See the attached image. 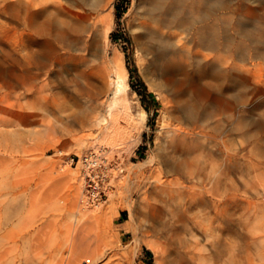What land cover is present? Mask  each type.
Wrapping results in <instances>:
<instances>
[{"label":"rangeland","instance_id":"rangeland-1","mask_svg":"<svg viewBox=\"0 0 264 264\" xmlns=\"http://www.w3.org/2000/svg\"><path fill=\"white\" fill-rule=\"evenodd\" d=\"M135 2L114 0L110 42L107 45L99 33L96 49L86 55L85 63L80 62L79 68L86 72L81 87L70 82V73L59 76L54 71L42 75L31 86L18 83L15 78L21 76L23 69L5 60L1 47L8 45L19 52L20 24L4 17L0 19L4 29L0 37V193L9 205L6 228L23 236L15 243L10 242L7 256L2 260L14 264L16 256L15 264H56L63 256L66 257V252L58 247L64 245L77 208L76 182L71 178V170H77L82 183L83 167L78 158L102 147L96 142L100 130L98 122L110 118L109 106L117 80L112 59L115 54H120L129 72V87L124 92L128 110L114 106L117 137L112 149L105 147V151L108 149L109 173L114 177L111 182L113 192L98 207L86 205L89 207L86 210L93 216L108 211L111 206L119 215L108 214L111 220H96L89 224V234L99 233L102 238L103 252V256L91 264H264V152L259 143L264 137V118L262 109L252 110L253 105L257 107L253 100L240 107L230 101L232 115L228 127L211 125L209 131L212 136L204 141L213 151L211 159L218 167L222 163L224 141L231 154L229 168L226 174L219 176L212 196L218 206L205 210L208 213L189 209L172 252L162 235L151 229L146 221L143 193L150 187L148 177L154 165L146 163V160L150 156L154 160L158 158L159 152L153 150L168 111L154 76L147 74L146 60L133 34ZM230 8L236 14L250 13L249 8L258 15L264 12L263 3L244 0H230ZM239 18L226 14L225 20L218 22V28H230L234 36L232 47L245 46L253 50L258 46L253 43L257 39L236 32ZM249 25L252 28L257 23L252 21ZM254 32L253 37L263 40L264 30ZM75 54L79 55L78 52ZM45 60L43 58V62ZM232 60L251 70V82L261 81L264 86L263 60L249 57L242 61L237 55ZM29 70L36 74L39 69L32 65ZM164 79L172 86L185 84L176 75H166ZM43 82L49 83L48 91L57 96V102L59 100L69 108L61 115L86 118L84 127L75 126L70 131L59 128L54 115L38 102L36 89ZM194 88L205 95L211 106L218 107L224 103L202 87ZM84 91L86 94L82 96ZM91 97L96 100L95 109L89 108ZM143 100L147 106L143 105ZM141 106L148 113L145 126H140L128 115L138 114ZM52 110L58 113L54 101ZM50 124L55 130L49 128ZM64 155L76 158L72 166H63ZM223 168L221 165V172ZM62 175L67 177L59 183ZM86 194L85 191L82 195L84 200ZM130 211L132 228L126 230L123 226ZM198 213L202 216L207 214L201 224L202 227H210L212 237L209 239L198 227L195 218ZM195 237L201 242L199 248L195 247ZM199 250L207 257L199 259ZM81 264L88 262L83 259Z\"/></svg>","mask_w":264,"mask_h":264},{"label":"bare ground","instance_id":"bare-ground-1","mask_svg":"<svg viewBox=\"0 0 264 264\" xmlns=\"http://www.w3.org/2000/svg\"><path fill=\"white\" fill-rule=\"evenodd\" d=\"M244 1L264 4V0ZM113 4L114 0H46L45 2L0 0V19L4 17L20 24L19 52L8 45L1 47L5 60L23 69L21 76L15 78L17 82L25 87L31 86L32 82L38 81L42 75L46 76L54 71L59 76L70 73L72 75L70 82L76 87H81L86 72L79 68L80 62L85 63L86 55L92 54L96 49L99 33L107 45L110 42L114 26L111 17ZM249 11L250 13L247 14L242 12L236 14L230 8V0H136L135 2L133 34L146 60L147 74L154 76L155 85L161 91V99L166 102L168 111L153 150L159 152L158 158L154 160L153 156H150L146 160V163H154L148 177L150 187L143 193L146 221L151 229L162 235L171 252L174 251L173 245L177 241L189 209L200 212L218 206L212 196L215 194L219 176L226 174L229 168L231 154L227 142L224 141L221 150L222 163L219 167L211 159L213 151L204 143L212 136L209 131L210 126L215 124L218 127L220 125L224 128L228 127L232 115L230 101H234L240 107L253 100L257 102V107L253 105L252 110L259 107L264 118V86L262 87L261 81L251 82V70L232 60L237 55L242 61L249 57L252 60L264 61V51H262L264 38L259 40L253 37L254 30H264V12L258 15L250 8ZM226 14L240 16L238 20L240 25L236 32L244 37L257 39L253 43H257L258 46L253 50L245 46L232 47L234 36L230 28L226 26L218 28V22L225 20L223 17ZM252 21L256 22L257 26L251 28L249 23ZM3 34L4 29L0 23V37ZM43 58H46L45 62ZM112 62L116 69L117 80L114 97L109 106L110 118L98 122L100 130L96 137V142L102 147L97 152L91 150L80 157L79 162L83 167V174L85 173L82 175V183L79 181L77 170H71V178L76 182L74 195L77 199V208L64 245L58 247H62L66 257L63 256L56 264H81L83 259L91 264L102 257V238L99 233L89 234V224L96 220H111V215L108 214L119 215L113 206L108 211L94 216L86 210L89 208L87 204L98 207L104 202L105 197H109L113 192L111 182L114 177L109 173L106 157L108 149L105 151V147L112 149L117 137L114 106L117 105V109L128 110L124 92L129 87L127 83L129 72L120 54H115ZM32 65L39 69L36 74H32L29 70ZM166 75L179 76L185 83L184 86L169 85L164 79ZM48 84L43 82L36 89L40 106L54 115L62 131H70L75 126L84 127L87 124L86 118L61 115L69 108L60 104L59 100L57 102V96H53L48 91ZM195 86L213 93L218 99L224 100V103L218 107L211 106L205 95L195 90ZM85 94V91L81 92L82 96ZM51 98L57 106V114L52 110ZM90 100L89 108L95 109L96 100L92 97ZM147 114V110L142 106L138 114L128 113L129 117L140 126L146 125ZM49 128L55 130L51 124ZM259 143L264 152V137L260 138ZM59 153L63 157V151L60 150ZM71 157L73 156L64 157L63 166L73 165L75 161L73 162ZM221 165H224L223 172L220 171ZM63 166H61L62 170ZM88 174L92 178L99 175L102 179H106L104 194H99L94 200L88 197V191L91 190L87 186L90 184L84 177ZM66 177V175L60 176L59 183H62ZM85 191L87 194L84 200L82 195ZM2 196L3 193H0V264H7L8 260H2L7 256V246L23 236L14 229L6 228L7 215H9L6 211L9 205L1 198ZM206 215L202 216L198 213L195 218L205 238L209 239L212 237L210 227H202L201 224L202 220L207 218ZM132 220L130 211L129 219L123 228L126 230L132 228ZM253 239L256 240L255 236ZM195 240V247L199 248L201 242L197 237ZM197 256L199 259L207 257L200 250Z\"/></svg>","mask_w":264,"mask_h":264},{"label":"built area","instance_id":"built-area-1","mask_svg":"<svg viewBox=\"0 0 264 264\" xmlns=\"http://www.w3.org/2000/svg\"><path fill=\"white\" fill-rule=\"evenodd\" d=\"M71 160L74 162L75 157H71ZM79 161H80V158H78V162ZM97 168L100 169V167H97ZM83 172H84V170H83ZM84 177L86 180H88V183L90 184V186H87V187H89V190H91V191H88L89 192L88 197L91 200L97 199L99 194H101V195L104 194V186L106 185L105 184L106 179H102V177H99V175H97L96 178H92V177H90V174L85 175Z\"/></svg>","mask_w":264,"mask_h":264},{"label":"trees","instance_id":"trees-1","mask_svg":"<svg viewBox=\"0 0 264 264\" xmlns=\"http://www.w3.org/2000/svg\"><path fill=\"white\" fill-rule=\"evenodd\" d=\"M144 86V85H143ZM142 95V93H140ZM143 105L147 106L146 103L144 102V100L142 101Z\"/></svg>","mask_w":264,"mask_h":264}]
</instances>
